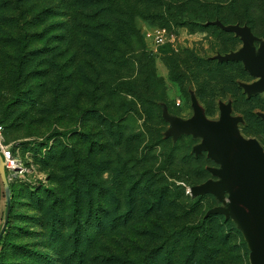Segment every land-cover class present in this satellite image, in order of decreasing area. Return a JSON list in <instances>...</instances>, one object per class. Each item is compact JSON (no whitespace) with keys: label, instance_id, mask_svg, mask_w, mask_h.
I'll use <instances>...</instances> for the list:
<instances>
[{"label":"rangeland","instance_id":"374dc122","mask_svg":"<svg viewBox=\"0 0 264 264\" xmlns=\"http://www.w3.org/2000/svg\"><path fill=\"white\" fill-rule=\"evenodd\" d=\"M263 67L264 0H0V264H264L246 184L192 193L264 166Z\"/></svg>","mask_w":264,"mask_h":264},{"label":"water","instance_id":"95a60500","mask_svg":"<svg viewBox=\"0 0 264 264\" xmlns=\"http://www.w3.org/2000/svg\"><path fill=\"white\" fill-rule=\"evenodd\" d=\"M256 75L264 76V67L261 69L253 70ZM235 146L237 147V152L229 150H221L220 152H215L214 157L222 156L226 157L228 161L233 164L234 176L228 181L218 182L214 185L205 186H195L192 188V193L195 194L201 191L217 190L223 187L234 186L239 183L246 184L247 191L245 197L235 199L233 201V210L237 211L239 207H249L253 210L249 216L253 217V227L256 230V236L264 235V220L262 219L264 215V166L261 161L254 158V154L251 148L242 146L238 141H235ZM238 168L236 169L235 166ZM0 178L4 185V199L6 200V211L4 215V224L0 231V239L2 234L7 227V221L10 210V200H9V184L5 176V161L0 155ZM264 248V244L262 246ZM264 260V258H263Z\"/></svg>","mask_w":264,"mask_h":264},{"label":"built area","instance_id":"2783aa9c","mask_svg":"<svg viewBox=\"0 0 264 264\" xmlns=\"http://www.w3.org/2000/svg\"><path fill=\"white\" fill-rule=\"evenodd\" d=\"M153 42L156 44H160L162 42V35L157 34L154 37ZM1 131H2V125L0 122V153H1V157L5 161V167L7 169H15V167L17 166V160L14 158V156L11 155V151L8 150L6 148V146H3V144H2V138L3 137L1 135Z\"/></svg>","mask_w":264,"mask_h":264},{"label":"trees","instance_id":"16d2710c","mask_svg":"<svg viewBox=\"0 0 264 264\" xmlns=\"http://www.w3.org/2000/svg\"><path fill=\"white\" fill-rule=\"evenodd\" d=\"M0 122H1V120H0ZM9 215H10V213H9ZM8 218H9V216H8ZM118 219L117 218H115V219H113V221H112V223L113 224H115V222L117 221ZM79 221V220H78ZM8 222V221H7ZM97 222V224L98 223H100V220H97L96 221ZM77 230H76V228H75V230L72 232V235H71V237L74 239V238H76V239H74V242H75V244H77ZM76 240V241H75ZM133 264H145V263H141L140 261H133L132 262Z\"/></svg>","mask_w":264,"mask_h":264},{"label":"bare ground","instance_id":"6f19581e","mask_svg":"<svg viewBox=\"0 0 264 264\" xmlns=\"http://www.w3.org/2000/svg\"><path fill=\"white\" fill-rule=\"evenodd\" d=\"M261 216H263L262 219L264 220V215H261Z\"/></svg>","mask_w":264,"mask_h":264}]
</instances>
